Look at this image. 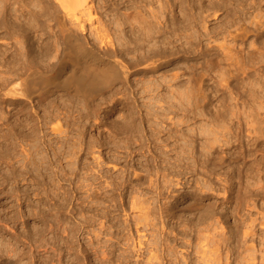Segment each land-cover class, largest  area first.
<instances>
[{
	"label": "rangeland",
	"instance_id": "374dc122",
	"mask_svg": "<svg viewBox=\"0 0 264 264\" xmlns=\"http://www.w3.org/2000/svg\"><path fill=\"white\" fill-rule=\"evenodd\" d=\"M73 1L0 0V264L11 259L14 251L22 256L17 254L21 259L17 264H41L46 256H50L48 264H100V257L90 252L89 242L95 243L96 238V246L105 247L108 251L107 261H103V264H137L143 258H138V235L149 233L147 239L151 241L155 237L151 235L154 231L150 228L145 233L148 230H140L143 227L141 224L138 228L143 233L137 234V228L131 225L133 213L136 216L139 207H142L137 203L138 206L133 208L135 212L132 211L128 202L134 197L144 204L149 200L147 206L154 203L156 210L158 206L166 208L173 203V212L185 217L182 218L183 223L187 219H194L197 214V211L193 210V213L192 208L189 210L186 206L199 202L206 208L211 203L217 214L214 219L218 221L216 232H223L226 238L237 225L241 226L242 232L248 229L247 222L254 225V245L260 244L256 262L263 261L264 225L259 221L264 216V196L254 198L240 212L234 210L237 201L244 196L243 191L238 192L236 186L239 181L235 183L236 180L247 181L253 186L259 184L258 187L263 185L264 188V177L249 175L247 167L241 165L244 161L237 157L244 152L242 143L247 144L250 140L249 131L242 124L246 123L247 113L259 109L262 111L258 112L264 115V0H88V12L85 14L74 10ZM149 9L151 13L157 10L158 19L150 17ZM137 10L148 15V20H154L153 28L147 31L150 36H145L149 42L144 39L138 41L139 47L135 45L133 35V29L137 26V22L133 24L136 21L135 13H139ZM69 35L105 58L119 63L128 61L138 64V57H144L148 48L163 52H160L161 57L158 51L156 56L147 55V61L139 64L135 70L138 72L130 76L128 85L116 83L94 98L89 105L94 116L89 120L81 119L86 111L80 98L66 96L62 91L31 99H7V89L3 85L6 79L19 71L20 65L18 61H11L10 54L14 55L17 50L24 53L26 75L33 69L51 73L64 58ZM133 49L137 51L133 53ZM128 50L132 53H127ZM28 58L35 59L30 60L33 64L28 63ZM25 67H28L27 70ZM164 99L167 102H163ZM162 105L164 107L160 108ZM46 109L59 115L61 134H54L49 125L44 129L38 128L37 119L44 115ZM160 109L162 113H167V117H161L163 120L156 117L158 111L161 114ZM236 111L241 112L242 116L237 114L240 116L234 118ZM139 112L144 117L148 113L150 116L156 114V118H147V122L152 120L155 124L147 125L146 121H141ZM244 114L246 118H243ZM240 118L241 123L237 124ZM129 123L136 125L135 130H139L137 133L135 131L136 134ZM126 124L131 128H123ZM149 124H154L153 128ZM158 125L160 130L163 128V134L158 130ZM166 127H173L177 137L184 136L176 141L171 138L172 141L169 139L167 142L164 134L167 135L170 128ZM140 128L146 129V132ZM209 129L210 133L207 134ZM156 130L160 132H157L159 138L158 134L155 137ZM218 130H225L222 131L225 133ZM142 133L145 135L142 136ZM151 133L154 135L149 141ZM138 136L143 139L140 140ZM154 138L161 139L160 143ZM210 138L214 149L211 142L209 146ZM202 142L208 144V149L205 150ZM147 147L153 148L155 154L151 153L154 156L147 151ZM80 149L82 152H79ZM218 154L226 156L225 165L209 167L213 169L211 176L209 168L205 166L204 170L203 165H206L204 163L208 158ZM199 156L202 162H199ZM196 158L198 161L195 163ZM178 160L184 163L179 164ZM176 165L184 172L181 169L179 172ZM238 166L240 170L244 169V174L240 175L245 178L237 175ZM156 170L161 171L157 173ZM206 170H209L207 182ZM161 175H167L175 183L178 177L189 184H184V187L182 183V187L175 186L171 190L167 186L168 177L164 179ZM153 181L159 185H153ZM208 181L217 185L209 192L206 190L205 194L201 186L204 187L206 183L210 186ZM160 183H164L161 185L165 187L161 188ZM156 186L161 193L155 189ZM193 187L194 190L190 189ZM230 189H233L231 193ZM190 191L194 195L187 194ZM164 219L166 224L169 222L168 227L181 223L176 219ZM237 220L240 222L235 225ZM156 221L154 223H159ZM180 229L186 230L184 227ZM187 230L190 231L189 227ZM97 231L101 234L98 235ZM174 232L175 235L170 236L172 240H175L178 230ZM178 238L179 243L182 237L179 235ZM186 239L191 238L188 235ZM250 239L246 246H252ZM179 244L178 251L184 252L186 249ZM225 252L220 253L225 260L223 264L226 262Z\"/></svg>",
	"mask_w": 264,
	"mask_h": 264
},
{
	"label": "bare ground",
	"instance_id": "6f19581e",
	"mask_svg": "<svg viewBox=\"0 0 264 264\" xmlns=\"http://www.w3.org/2000/svg\"><path fill=\"white\" fill-rule=\"evenodd\" d=\"M87 1L88 0H74L73 1V7H74V10H77V12L78 11H80V12H84V14L85 13H87L88 12V5H87ZM162 7V6H161ZM160 7V8H161ZM137 8V7H136ZM159 8V9H160ZM151 9H149L148 11H150ZM154 10V9H153ZM142 11V10H141ZM157 11V10H156ZM155 10H154V12L153 13H151V11H150V13H151V15H150V17L151 18H153V19H158V16H157V14L155 13L156 12ZM159 11V10H158ZM79 12V13H80ZM137 12H139V13H135V16H134V19H136V21L133 23V24H135L136 22H137V26L133 29V35H134V37H135V39H134V37H133V39L135 40L134 42L136 43L135 45L136 46H138L139 47V43L144 39V40H146V38L147 37H145L146 36V34L148 35V33H150V32H147V31H149V30H151L152 28H153V21L154 20H148L149 18L146 16V15H144L143 14V12H140V11H138L137 10ZM146 12V11H145ZM4 13V12H3ZM2 13V14H3ZM1 16H4V15H1ZM5 17V16H4ZM161 17V16H160ZM162 17H163V15H162ZM3 18V17H2ZM1 19V18H0ZM4 19V18H3ZM5 20V19H4ZM3 20V21H4ZM0 21H2V20H0ZM155 26V25H154ZM161 31H163V30H161ZM163 33V32H162ZM164 34V33H163ZM148 36H150V35H148ZM150 37H148V39H149ZM138 41H140L139 43H138ZM147 41V40H146ZM145 41V42H146ZM147 42H149V40L147 41ZM135 46V47H136ZM140 46H141V44H140ZM137 47V48H138ZM141 48V47H140ZM140 48H139V50H140ZM136 49V48H135ZM135 49H133L132 50V52L134 53V51H135ZM149 50H148V53L147 54H145V56L143 57H141V59L138 57V64L136 63H130V62H128V61H126V62H116V61H112L111 59H108V58H105L104 56H102V55H100L99 53H97L95 50H93V49H90V48H88L85 44H82V43H80L73 35H69L68 36V41H67V49H66V51H65V54H64V58L62 59V61L56 66V68L51 72V73H43V72H40V71H38V69L36 70V69H33V70H31L30 71V73L29 74H27L26 75V73H24L25 71H24V65L26 64H24V61H25V59L23 58L24 57V53L21 51V50H17L16 51V53L14 54V55H11L10 54V58H11V61L13 60V61H18L19 63L18 64H20L19 65V68H18V70L19 71H16V74L13 76V77H11V78H8V79H6V81H5V84L3 85V87L4 88H6L7 89V92H6V95L5 96H7V99H8V97H11V98H24V99H31L32 97H34V96H48V95H51V94H53V93H55L56 91H62V93H64V95H66V96H69V97H73V98H80V100L84 103V106H85V111H86V113H85V115L84 116H82L81 117V119H91V117L92 116H94L93 115V113H92V110H90L89 109V105H90V103L94 100V98H96L97 96H99L104 90H106V89H109V88H111L114 84H116V83H123V84H126V85H128L129 83H130V76L131 75H133V74H135L136 72H138V71H136L135 72V70H137L136 68L138 67V66H140L139 64H141V62H146L147 61V55L148 56H156V55H158V53H157V51L160 53L161 51H159V50H157V51H155V49L154 50H152L151 48H148ZM157 49H160V47L159 48H157ZM163 49V48H162ZM126 51V50H125ZM137 51V50H136ZM135 51V52H136ZM131 51H129L128 50V52L127 53H132ZM163 52V51H162ZM144 53H146V52H144ZM161 54L162 53H160L159 55H160V57H161ZM144 55V54H143ZM26 56V55H25ZM139 56H141V54L139 55ZM159 57V56H158ZM8 58V57H7ZM13 58V59H12ZM25 58H27V56L25 57ZM29 59V58H28ZM140 59V60H139ZM31 59H29L28 61H30ZM33 61L35 60V59H32ZM31 60V61H32ZM144 60H146V61H144ZM10 61V62H11ZM12 61V62H13ZM31 61L30 62H28L30 65L31 64H33V62L31 63ZM253 61V60H252ZM9 62V63H10ZM11 62V63H12ZM36 62V61H35ZM14 63V62H13ZM16 63V62H15ZM256 63V62H255ZM26 68V70H27V68L28 67H25ZM29 68H32V66H30ZM260 73V72H259ZM256 74V73H255ZM258 75V74H257ZM262 75V74H261ZM26 76V77H25ZM259 78V77H258ZM201 89V88H200ZM247 89V88H246ZM144 90H145V88H144ZM197 91V90H196ZM146 92V91H145ZM201 92V91H200ZM143 93V92H142ZM199 93V92H198ZM197 93V94H198ZM200 94V93H199ZM201 95V94H200ZM202 96V95H201ZM260 97V96H259ZM197 98V97H196ZM257 99V98H256ZM263 99V98H262ZM165 100V99H164ZM197 100V99H196ZM198 100H199V98H198ZM202 100V99H201ZM251 100V99H250ZM137 102H138V100H136ZM161 101V100H160ZM253 101V100H252ZM162 102V101H161ZM163 102H167L166 100L165 101H163ZM158 103H160V102H158ZM170 102L168 101V105H170L169 104ZM253 103V102H252ZM259 103V102H258ZM162 104V103H161ZM164 104H166V103H164ZM163 104V105H164ZM261 104V103H260ZM159 105V104H158ZM162 105V107L160 106V108H163L164 106ZM262 105V104H261ZM260 105V106H261ZM248 106H251V104H249ZM254 106V105H253ZM256 106H257V104H256ZM168 107V106H167ZM170 107V106H169ZM174 107V106H173ZM252 107V106H251ZM248 108V107H247ZM154 109V108H153ZM152 109V110H153ZM171 109V108H170ZM225 109V108H224ZM232 109V108H231ZM253 109H255V106H254V108ZM263 109V108H262ZM155 110V109H154ZM166 110V109H165ZM181 110V109H180ZM229 110V109H228ZM249 109H246V111H248ZM261 110V109H260ZM52 111V110H51ZM47 111V109L45 110V112H44V115H42V116H39V118L37 119V123H38V128H40V129H44V127H46L47 125H49V129L54 133V134H61L62 133V131H61V122H60V117H59V115L58 114H55L54 113V111ZM150 110H148V112H149ZM160 111H161V109H160ZM183 111V110H182ZM245 111V112H246ZM258 111H259V109H258ZM256 111V110H252L250 113H247L248 115H247V120L245 119V121H246V123L244 124V123H242L245 127H246V129L249 131L248 132V134L250 135L249 136V138H250V140H249V142L247 143V144H245L244 142H243V138H241L242 139V144H243V147H244V152L242 153V154H240L239 156L237 155V157H239L238 159H241L242 161H244L243 163H244V165H243V163L241 164L242 165V167L243 166H246L247 167V171L250 173L249 175H251V174H258V175H260L261 176V178H263L264 177V119H263V117L262 116H264V115H261V113H259V112H261V111ZM151 112V111H150ZM156 112H157V110H156ZM156 112H153L152 111V113H156ZM163 111H161V114H159V111L157 112V114L158 115H156V114H154V115H156V117L158 116L159 118H158V120L161 118V117H163V116H165V117H167V113H162ZM224 112V111H223ZM230 112H231V110H230ZM237 112V111H236ZM244 112V111H243ZM263 112H264V110H263ZM151 113V114H152ZM184 113V112H183ZM225 113V112H224ZM233 113V112H232ZM150 113H148L145 117L144 116H141V114H140V112H139V117H141V121L143 120V122L144 123H146L147 122V118H148V116L149 117H151V116H153V117H155L154 115H149ZM230 114V116H232L231 115V113H229ZM237 114H241V112L240 113H235V115H233V117L235 118V116L237 115ZM264 114V113H263ZM182 115L183 114H181V117H182ZM185 115V114H184ZM222 115V114H221ZM245 115V114H244ZM243 115V116H244ZM223 116V115H222ZM238 117L240 116V115H237ZM241 116H242V114H241ZM155 117V118H156ZM170 117V116H169ZM168 117V118H169ZM180 117V118H181ZM220 117V116H219ZM224 117H225V115H224ZM144 118H146L145 120H144ZM167 118V119H168ZM179 118V119H180ZM222 118V117H221ZM226 118V117H225ZM243 118H246V115L243 117ZM242 118V119H243ZM47 119H49V120H47ZM152 119V118H151ZM162 119V118H161ZM160 119V120H161ZM216 119V118H215ZM237 119V118H236ZM163 120V119H162ZM239 120V119H238ZM56 121V123L57 124H55V125H53L52 123L53 122H55ZM146 121V122H145ZM170 121H171V118H170ZM180 121V120H179ZM178 121V119H177V122H179ZM220 122H221V120H219ZM126 123H127V120L125 121ZM153 121L152 120H148V122H147V125H148V123H152ZM162 122V121H161ZM160 122V123H161ZM176 122V124L178 125L179 123H177ZM181 122H182V120H181ZM184 122V121H183ZM236 122H238L237 120H236ZM143 123V124H144ZM154 123V122H153ZM172 123V122H171ZM217 123V122H216ZM241 123V118H240V121H239V123H237V124H240ZM122 124V123H121ZM124 124V123H123ZM130 124V123H129ZM155 124V123H154ZM153 124V125H154ZM159 124V123H158ZM174 124V123H173ZM241 124V125H242ZM131 125V124H130ZM133 125V124H132ZM131 125V126H132ZM146 125V126H147ZM150 126H151V128H153L152 126V124H149ZM163 125V124H162ZM166 125V124H165ZM180 125V124H179ZM217 125V124H216ZM220 125V124H219ZM124 127L123 128H125V127H127V129L128 128H131V126H129L128 124H126V125H123ZM141 126V125H140ZM146 126H143V127H146ZM161 126V125H160ZM236 126V125H235ZM48 127V126H47ZM133 127V129L132 130H134L133 132L135 133V128H136V125H134V126H132ZM139 128V127H138ZM137 128V129H138ZM150 128V127H149ZM154 128H156V127H154ZM157 128H159V125H158V127ZM162 128V127H161ZM167 128H170V127H166V129ZM173 128V127H172ZM172 128H170V129H167L168 131H169V133L166 135V134H164V136H166V140H168L167 142H169V139H171V138H173L174 140L176 139H178L179 137H177L176 136V134L177 133H173L174 132V129H172ZM238 128H240V127H238ZM140 129H143V128H140ZM171 129H172V132L170 133V131H171ZM212 129V128H211ZM222 129H224V128H222ZM246 129H245V131H246ZM35 130V129H34ZM129 130H131V129H129ZM128 130V131H129ZM132 130L131 131H129V132H132ZM144 130V129H143ZM158 130H160V128L158 129ZM162 130V131H161ZM160 130V132H162V134H163V128ZM166 130V131H167ZM213 131H214V129H212ZM33 131V130H32ZM137 131H139V130H137ZM137 131H136V133H137ZM141 131L142 130H140V133H141ZM145 132H146V129L144 130ZM143 131V132H144ZM176 132H177V130H175ZM213 131H211V132H213ZM222 131H225V130H221V131H217V132H222ZM237 131H239V130H237ZM244 131V130H243ZM34 132V131H33ZM157 132H159V131H157L156 130V134H155V132H154V134H155V137H157L156 135L158 134L159 135V133H157ZM208 132L210 133V129H209V131H207V134H208ZM215 132V131H214ZM235 132V131H234ZM135 133V134H136ZM139 133V132H138ZM166 133V132H165ZM205 134H206V131L204 132ZM216 133V132H215ZM214 133V134H215ZM223 134L225 133V132H222ZM229 133V132H228ZM238 133V132H237ZM143 134V133H142ZM148 134L150 135V133L148 132ZM147 134V135H148ZM154 134H152L151 133V135L152 136H150L149 137V141H150V138L151 137H153V135ZM169 134H172V135H169ZM220 134V133H219ZM141 135V134H140ZM145 134H143L142 136H144ZM148 135V136H149ZM209 135H211V134H209ZM222 135V134H221ZM239 135V134H238ZM237 135V136H238ZM240 135H241V133H240ZM27 136H28V134H27ZM182 136H184V135H182ZM182 136H180V138L179 139H181V137ZM218 136V134H216V137ZM226 136V135H225ZM139 138L141 137V136H138ZM160 137V135L158 136V138ZM222 138L224 137V136H221ZM146 138V137H145ZM157 138V139H158ZM164 138V137H163ZM184 138V137H183ZM221 138V139H222ZM238 138H240V136H238ZM141 139H143V138H140V140ZM164 139V140H165ZM213 139V138H212ZM220 139V138H219ZM219 140V141H222V140ZM140 140H138L137 142H139ZM151 140H153V139H151ZM156 140V138H154V141ZM165 140V141H166ZM175 140V141H176ZM206 140V139H205ZM239 139H237L236 141L239 143L240 142V144H241V141H238ZM248 140V139H247ZM246 140V141H247ZM157 142L159 141V139L158 140H156ZM160 141H161V139H160ZM160 141H159V143H160ZM164 141V142H165ZM170 141H172V139L170 140ZM206 141H208V140H206ZM225 141V140H224ZM224 141H223V143H224ZM227 141V140H226ZM225 141V142H226ZM235 141V142H236ZM141 142H143V141H141ZM152 142V141H151ZM209 146H210V142H211V138L209 139ZM207 142V143H208ZM229 142V141H228ZM231 142H232V140H231ZM236 142V143H237ZM135 143V142H134ZM146 143V142H145ZM148 143V142H147ZM158 143V144H159ZM177 143V142H176ZM204 142H202V144H203ZM206 143V142H205ZM205 143L203 144L205 147V150H206V148L207 147H209V146H206V145H208V144H206L205 145ZM80 144V143H79ZM82 144V143H81ZM136 144V143H135ZM138 144V143H137ZM144 144V143H143ZM151 144V143H150ZM154 144V143H153ZM157 144V143H156ZM161 144H163V143H161ZM225 144V143H224ZM226 144H228L227 142H226ZM230 144V143H229ZM232 144H233V142H232ZM235 144V143H234ZM239 144V145H240ZM140 145H142V144H140ZM163 145H165V143L163 144ZM213 145V142H211V146ZM216 145V144H215ZM144 146H146L145 144H144ZM151 146V145H150ZM155 146V145H154ZM156 146H158V145H156ZM241 147H242V145H240ZM80 147V146H79ZM95 147V146H94ZM137 147V146H136ZM142 146H140V148H141ZM162 147V146H161ZM201 147H203V146H201ZM81 149H83L82 147H80ZM139 148V149H140ZM143 148V147H142ZM144 148H146V147H144ZM148 148V147H147ZM159 148V147H158ZM163 148V147H162ZM212 148L214 149V147L212 146ZM220 148V147H219ZM222 148V147H221ZM80 149V150H81ZM87 149H88V147H87ZM91 149H93V148H91ZM137 149V148H136ZM138 149V150H139ZM160 149V148H159ZM208 149V148H207ZM242 149V148H241ZM79 150V149H78ZM86 150V149H85ZM89 150V149H88ZM94 150V149H93ZM153 150V148H148L147 149V151L149 152V153H151V152H153L152 151ZM199 150H201V149H199ZM210 150H211V148H210ZM216 150V149H215ZM92 151V150H91ZM203 151H204V149H203ZM217 151V150H216ZM79 152H82V150L81 151H79ZM163 152V151H162ZM201 153H202V151H200ZM206 152V151H205ZM241 152V151H240ZM239 152V153H240ZM85 153V152H84ZM133 153H135V152H133ZM154 153V152H153ZM153 153H151L152 155H153ZM204 153V152H203ZM219 153H221V152H219ZM155 154V153H154ZM158 154V153H157ZM164 154V152L161 154V155H163ZM207 154L208 155H210V153L209 152H207ZM159 155V154H158ZM161 155H159L160 157H161ZM203 155H205V154H203ZM219 156H213L212 158H208L207 160H206V158L204 159V160H206L205 161V163L204 164H206V165H203L204 166V168H203V166H202V168L205 170V166H206V169H207V167L209 168V167H220V165H225L224 164V161H226L225 159V157L226 156H223L222 154L220 155V154H218ZM154 156V155H153ZM157 156V155H156ZM212 156V155H211ZM159 157V158H160ZM202 157V156H201ZM206 157V156H205ZM236 157V158H237ZM153 158V157H152ZM156 158H158V157H156ZM156 158H154V159H156ZM158 158V159H159ZM250 158H252V160L250 159ZM177 159H179L178 157H177ZM186 158H184V160H185ZM201 158H200V156H199V162H202L201 160H200ZM248 159H250V160H248ZM161 160V159H160ZM164 160V159H163ZM183 160V159H182ZM183 160V161H184ZM195 160V159H194ZM197 160V158H196V160H195V163H196V161H198ZM234 160H236V159H234ZM155 161V160H154ZM153 161V162H154ZM165 161H166V159H165ZM171 161V160H170ZM183 161H180V163H179V160H178V163L179 164H181V162H183ZM149 162V161H148ZM162 162H164V161H162ZM167 162V161H166ZM177 161L175 160V163H176ZM198 162V163H199ZM204 162V161H203ZM101 163V162H100ZM155 163H157V162H155ZM184 163V162H183ZM182 163V164H183ZM250 164L251 163V165H247V164ZM167 164V163H166ZM172 164H174V163H172ZM185 164H187V163H185ZM152 165V164H151ZM156 165V164H155ZM170 165V164H169ZM215 165V166H214ZM217 165V166H216ZM239 165V164H238ZM240 165V166H241ZM175 166V165H174ZM173 166V167H174ZM177 166V165H176ZM180 166V165H179ZM184 166V165H183ZM240 166H238V169H237V171H238V173H237V175L239 176L240 174H244V173H242L243 172V168L240 170ZM162 167L163 166H161V170H162ZM167 167V169L169 170V168H168V166H166ZM178 167V166H177ZM177 167H174V168H176L177 169ZM102 168V167H101ZM154 168H155V166H154ZM171 168V167H170ZM174 168H172L173 170H176V169H174ZM183 168V167H182ZM186 168V167H185ZM184 168V169H185ZM157 169H159L158 168V165H157ZM166 169V170H167ZM179 169H181V168H179L178 167V170ZM188 169V168H187ZM202 169V170H203ZM161 170H159V171H161ZM165 170V169H164ZM162 171V172H165V171ZM183 169H181V172H184V171H182ZM186 170V169H185ZM209 170H210V175L212 176L213 175V173H211L212 171H213V169H211V168H209ZM209 170H206L205 172L207 173V171H209ZM216 170V169H215ZM218 170V169H217ZM216 170V171H217ZM157 171V173L159 172L158 170H156ZM172 171V170H171ZM188 171V170H187ZM187 171H185L186 172V174L188 173ZM162 172H160V173H162ZM167 172V171H166ZM175 172V171H174ZM177 173H179L180 172V170H179V172L178 171H176ZM236 172V171H235ZM234 172V173H235ZM254 172H256V173H254ZM177 173H173V174H176L177 175ZM203 173V172H202ZM209 173V172H208ZM208 173L207 174H205V176L207 175L208 176ZM215 173V172H214ZM220 172H218L217 173V175L219 174ZM165 174V173H164ZM163 174V175H164ZM169 174V173H168ZM167 174V175H168ZM171 174V173H170ZM180 174H182V173H180ZM216 174V173H215ZM214 174V175H215ZM222 174V173H221ZM236 174V173H235ZM246 174H247V172H246ZM158 175V174H157ZM156 175V176H157ZM163 175H161V176H163ZM167 175H165V176H167ZM185 175V174H184ZM203 175V174H202ZM209 175V176H210ZM234 175V174H233ZM242 175H240V178H241V176ZM253 175V176H254ZM159 176V175H158ZM160 176V177H161ZM165 176H163V178L165 177ZM175 176V175H174ZM178 176V175H177ZM207 176L205 177V182H207L206 181V179H207ZM221 176V175H220ZM236 176V175H235ZM168 177V176H167ZM166 177V178H167ZM179 177H182V175H179ZM242 177H244V176H242ZM250 177V176H249ZM256 177V176H255ZM254 177V178H255ZM157 178H159V177H157ZM177 178V181H176V183L174 182V180L172 179V180H170L169 179V177L167 178L168 180H166V181H168V183L170 184H168L167 186H169L168 187V189H170L171 188V190H174L173 189V187H175V186H181L182 185V183H183V186H184V184H189V182H183V181H181L178 177H176ZM183 178V177H182ZM212 179L214 178V177H211ZM215 178H216V176H215ZM218 178H219V175H218ZM222 177H220V181L222 180L221 179ZM235 178V177H234ZM245 178V177H244ZM253 178V179H254ZM160 179H162V177L160 178ZM159 179V180H160ZM165 179V178H164ZM179 179V180H178ZM184 179V178H183ZM217 179V178H216ZM215 179V180H216ZM243 179V178H242ZM157 180V179H156ZM163 180V179H162ZM209 180H211L210 178H209ZM219 180V179H218ZM252 180V179H251ZM158 181V180H157ZM166 181H164L163 180V182H166ZM237 181H239L238 182V186H236L238 189V192L239 193H241L242 191H243V198L241 199V200H238L237 201V203H236V208H235V210L234 211H236V212H240L241 210H242V208L246 205H249V203L251 204V201L254 199V198H257V197H263L264 196V188H263V185H261V187H258L259 186V184L258 185H256V186H253V185H251V183H250V185H249V183L246 181V182H242V180L240 179V180H236L235 181V183L237 182ZM151 182H152V180H151ZM154 182V181H153ZM160 182H162V181H160ZM209 182V181H208ZM213 182V181H212ZM156 182H154L153 183V185H156L155 184ZM159 183V182H158ZM175 183V184H174ZM197 183V182H196ZM210 184V186H208V184L206 183H204L205 185H204V187L203 186H201V188L203 189H205V194H206V190L209 192V190H213V188L217 185L215 182L214 183H211V182H209ZM247 183V184H246ZM164 185V183H160V185ZM167 183H165V185H166ZM198 184V183H197ZM196 184V185H197ZM256 184V183H255ZM157 185H159V184H157ZM161 185V188L163 187ZM192 185V184H191ZM207 185V186H206ZM195 186V185H194ZM220 186V185H219ZM165 187V186H164ZM163 187V188H164ZM182 187V186H181ZM185 187V186H184ZM191 187V186H190ZM213 187V188H212ZM196 188V187H195ZM155 189H157V186L155 187ZM159 189V188H158ZM157 189V190H158ZM167 189V188H166ZM181 189V188H180ZM183 189V188H182ZM190 189H193L194 190V187L193 188H190ZM197 189H199V188H197ZM171 190H168V191H171ZM232 190L233 189H230V193L232 192ZM159 191H160V189H159ZM196 191V190H195ZM93 192H95V191H93ZM97 192V191H96ZM156 192H158V191H156ZM175 192V191H174ZM198 192H200V191H197L196 193H198ZM203 192V191H202ZM211 192V191H210ZM227 192H229V190L228 191H225V193H224V195L227 193ZM237 192V191H236ZM160 193H161V191H160ZM159 193V195L161 196L164 192H162V194H160ZM171 193H173V191H171ZM193 193V191H190V192H188L187 194H192ZM203 193V194H204ZM234 193V192H233ZM174 194V193H173ZM94 195V194H93ZM158 195V197H160ZM164 195V194H163ZM179 195H181V194H179ZM193 195H194V193H193ZM196 195V194H195ZM174 196V195H173ZM219 196V195H218ZM131 197V196H130ZM179 197V196H178ZM181 197V196H180ZM135 198V197H134ZM132 199L131 198V201H130V199H129V201L130 202H128V203H130L131 204V208L133 209L136 205H137V203L140 205L141 204V206L142 207H139V212H136V216H135V213H133L134 214V216H132V218H131V220H132V223H131V225H133L134 227H135V229L137 230V234H140V233H143L144 231H146V230H148V228H150L149 230H151L152 232L154 231V234L156 233V235H154V234H151L152 236H154L155 238L153 239V241H151V240H149V239H147V236L149 235V230L147 231V232H145V233H148V235L146 234H144L143 233V235H138V243H137V245L136 246H138L137 247V250H138V252H139V255H138V258H141V257H143L142 258V261H139L137 264H223V262L225 261L224 259H222V257L221 256H223L222 254H220V253H223V250L224 251H226L225 253H226V255H225V253H224V256H225V259H226V262H225V264H264V258H263V261H262V259L260 260V262L258 263V261L256 262V260H258L257 259V256H256V253L258 252V250H257V247L258 246H260V244L257 246H255L254 245V243H255V240H254V235H253V230H254V225L253 224H251L250 225V223L249 222H247L248 224H249V227H247V225H246V228H248L246 231H244L243 230V232H242V230H241V226L240 225H237V222H238V220L237 221H235L236 222V224L235 225H237L236 227H235V229L234 230H232V231H229L230 233V235H229V237H225L224 235H223V232H222V234H220V233H217L216 231H217V225H218V221L216 222V221H214V219H215V217H216V213H215V209H214V205H206L207 207L206 208H204V207H202L201 205L203 204H198V203H191L190 205H188V206H186V207H188L187 209H189L190 210V208H192L191 210V212H193V210H195V211H197V212H195V213H197L196 215H195V218L194 219H191V220H188L187 219V221H186V223H183L182 221V218H184L185 219V217H183V215L182 216H177V214L175 213V212H173L174 210H175V206H174V204L172 203L170 206H168L167 205V207L165 208V206H164V208H162L161 206H158V208H157V210H156V207L153 205L154 203H152V205L154 206V207H151L152 205H151V203H149V205L147 206V204H148V201H147V204L145 205L143 202H140V201H142V200H140V201H138V200H136L137 198H135V199ZM157 199V198H156ZM172 199V198H171ZM165 200V199H164ZM229 201V200H228ZM150 202V201H149ZM126 203V204H125ZM125 203H123V205L125 204L126 206L128 205L127 204V202H125ZM165 203V202H164ZM187 203H189V202H187ZM160 204V203H159ZM162 204V203H161ZM166 204V203H165ZM122 205V206H123ZM158 205V204H157ZM164 205V204H163ZM130 206V205H129ZM138 206V205H137ZM205 206V205H204ZM131 208H130V210H131ZM137 208V207H136ZM179 209V208H178ZM177 209V210H178ZM186 209V208H185ZM134 210H136V209H133L132 211H134ZM184 210V209H183ZM135 212V211H134ZM194 213V212H193ZM229 213V212H228ZM232 213V212H231ZM130 214H132V213H130ZM132 214V215H133ZM189 214H191V213H189ZM239 214V213H238ZM156 215H158V218L156 217ZM220 215V214H219ZM126 216H131V215H126ZM220 216H222V215H220ZM229 216H231V215H229ZM233 216V215H232ZM231 216V217H232ZM154 217V218H153ZM164 218H169L168 220H175L176 219V221L178 220V221H181V223L178 225L177 223H175V224H177L178 226H172L171 227V225H169L170 227H168V223L166 224V222H165V219ZM222 218V217H221ZM235 218V217H234ZM104 219V218H103ZM231 219V218H230ZM129 220V219H128ZM159 221V223H154L155 221ZM236 220V219H235ZM258 220V219H257ZM156 221V222H157ZM221 221V220H220ZM124 222H126V221H124ZM234 222V223H235ZM240 222V221H239ZM238 222V223H239ZM261 224H263L264 225V216H262V218H261V221H259ZM101 223V222H100ZM130 223V222H129ZM183 223V224H182ZM252 223H254V220L252 221ZM124 224H126V223H124ZM141 224L143 225V227L142 228H140V230L141 229H143V232L142 231H140L139 230V228H138V226L140 225L141 226ZM158 224L160 225L159 227H158ZM221 224V223H220ZM259 224V223H258ZM101 225H103V224H101ZM100 225V226H101ZM130 224H129V227L131 226ZM262 225V226H263ZM127 226H128V224H127ZM132 226V227H133ZM139 226V227H140ZM220 226V225H219ZM245 226V225H244ZM126 227V226H125ZM129 227H126V229L128 228L129 229ZM185 228L186 230H184V229H180V228ZM188 227H189V232H188ZM223 227V226H222ZM243 227V226H242ZM102 228H104L103 226H102ZM111 228V227H110ZM131 228V227H130ZM245 228V227H244ZM127 229V230H128ZM132 229V228H131ZM105 230V229H104ZM178 230V233L176 234L177 236H176V238H175V240H172L171 238L172 237H170L172 234H174V233H176V232H174V231H177ZM181 230V231H180ZM222 230H223V228H222ZM259 230V229H258ZM102 231V230H101ZM109 231V230H108ZM130 231V230H129ZM132 231V230H131ZM220 231V230H219ZM250 231V232H249ZM95 232V231H94ZM98 232V231H97ZM103 232V231H102ZM105 232H106V230H105ZM152 232H150V233H152ZM101 234V232L99 231L98 232V235H100ZM104 233V232H103ZM110 234V232H107V234ZM94 234V233H93ZM242 234V235H241ZM175 235V234H174ZM179 235L182 237V238H180V242H184L185 240H186V242L185 243H183V244H181L180 242V244L181 245H183V247L186 249H184L185 251L183 252V251H178V248H180L179 246H177V244H179L177 241H178V237H179ZM190 236V238L191 239H186V237L187 236ZM226 235V234H225ZM94 236H96V235H94ZM150 236V235H149ZM173 236V235H172ZM152 238V237H151ZM251 238V239H250ZM92 239H94V238H92ZM251 240L252 241V246H246V244L248 243V240ZM256 239V238H255ZM96 240H97V238H96ZM95 240V243L98 241H96ZM91 241H93V240H91ZM137 241V240H136ZM102 242V241H101ZM106 242V241H105ZM90 243V249H91V254H94V255H98L99 257H100V259L98 260V262H101L100 264H103L102 262L103 261H107V257H106V253L108 252V251H106L107 250V248H105V247H103V246H101V247H103V248H99V247H97V246H99V245H97L96 246V244H98V243H91V242H89ZM99 244H100V242H99ZM105 244V243H104ZM179 244V245H180ZM101 245H103V242H102V244ZM106 246L108 247V245L106 244ZM89 247V246H88ZM87 247V248H88ZM135 247V246H134ZM182 247V246H181ZM244 248V250H240V249H243ZM262 248V247H261ZM263 250H264V248H262ZM183 250V249H182ZM221 251V252H220ZM137 252V251H136ZM261 252V251H260ZM262 253H263V251H262ZM17 254H19L18 253V251L16 252V251H14V254L11 256V259H9L5 264H17L20 260H19V256L17 255ZM109 254V253H108ZM138 254V253H137ZM230 254V255H229ZM20 256H21V253L19 254ZM10 256V255H9ZM98 256H96V257H98ZM22 257V256H21ZM47 257V258H46ZM45 258L43 257L42 258V260H41V264H48L49 262L47 261V259L50 257H48V256H46ZM70 257V256H69ZM120 257V256H119ZM123 257V256H122ZM231 257H233V259L231 258ZM261 257H263V255L261 256ZM224 258V257H223ZM230 259H232V261H230ZM7 260V259H6ZM50 260V259H49ZM72 260V259H71ZM122 260H124L123 258H122ZM138 260V259H137ZM136 260V261H137ZM249 262V263H248ZM136 263V262H135ZM134 263V264H135ZM105 264H107L106 262H105Z\"/></svg>",
	"mask_w": 264,
	"mask_h": 264
}]
</instances>
